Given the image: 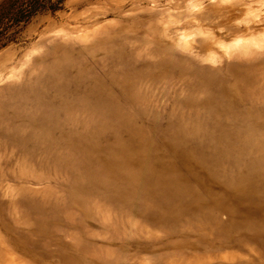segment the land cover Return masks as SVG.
<instances>
[{"label":"rangeland","instance_id":"374dc122","mask_svg":"<svg viewBox=\"0 0 264 264\" xmlns=\"http://www.w3.org/2000/svg\"><path fill=\"white\" fill-rule=\"evenodd\" d=\"M51 1L0 24V264H264V0Z\"/></svg>","mask_w":264,"mask_h":264},{"label":"trees","instance_id":"16d2710c","mask_svg":"<svg viewBox=\"0 0 264 264\" xmlns=\"http://www.w3.org/2000/svg\"><path fill=\"white\" fill-rule=\"evenodd\" d=\"M58 3H53L51 0H8L0 9V24L5 19L12 22V25H18L22 21L29 22L41 11L56 10ZM3 33V31H0V40Z\"/></svg>","mask_w":264,"mask_h":264},{"label":"bare ground","instance_id":"6f19581e","mask_svg":"<svg viewBox=\"0 0 264 264\" xmlns=\"http://www.w3.org/2000/svg\"><path fill=\"white\" fill-rule=\"evenodd\" d=\"M251 43H254V40H250ZM242 43H237L235 46L241 45Z\"/></svg>","mask_w":264,"mask_h":264}]
</instances>
